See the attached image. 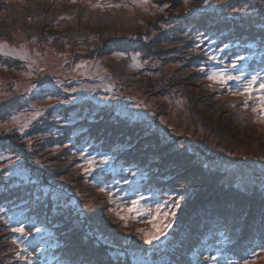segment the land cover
Segmentation results:
<instances>
[{"label":"rangeland","instance_id":"1","mask_svg":"<svg viewBox=\"0 0 264 264\" xmlns=\"http://www.w3.org/2000/svg\"><path fill=\"white\" fill-rule=\"evenodd\" d=\"M179 1L174 0L175 4L172 5L173 0H68L70 5L91 14L94 19L89 24L85 20L72 24L73 28H78L77 25L82 28L95 26L97 30L96 19L106 17L111 20L100 37H93L87 42L74 38L75 48L71 53L54 55L52 42L38 46V42L34 40L40 39L33 34L26 35L25 31L14 32L11 43L0 41V56L23 60L31 69L19 76L8 74L0 65V107L7 106L0 115V248H4L1 246L4 241L1 234L5 232H9V238L15 240L29 238L30 241L33 238L37 243L39 240L50 241L48 227L40 228L32 221L37 228H29L27 231L19 226L21 223H15L17 212H14L15 208L26 205L33 207L32 210L35 211L43 202L48 203L49 199L53 200L54 208H57L55 214H70L73 218L71 223L89 227V231L81 232L76 226V229L69 230L72 235L80 232L84 243L90 241L97 246L105 244V250L99 248L95 251V254L101 256L98 264L122 260L119 251L118 255L114 253L121 249L128 252V256H133L130 247L139 249L133 258L136 264H161L166 256L178 255L179 248L187 250L190 246L193 238L190 239L188 233L193 229L190 221L194 211L193 208L189 210L192 204L189 194L192 180L187 178H194V175L187 172L188 166H183L184 169L180 171H171L167 173L169 176H165L156 173L155 158L147 157V163L140 162L137 167L132 166L129 170L126 167L136 161L123 157L122 143L116 142L111 146L109 141L106 143L103 139L95 141L91 147L78 154L82 158L81 166H76L74 162L70 165V169H76L78 175L70 176L69 171L65 174L64 169L59 168L61 158H64L62 163L67 164L75 160L67 143L63 142L72 141V137H64L66 132L59 126L62 123L74 124L92 118V112L95 115L104 113L95 123L110 124L107 119L111 116V120L118 121L119 124L121 122L123 127L135 129L136 135L148 138L142 144L143 153L148 149L150 154L153 150L152 146H145L152 142L155 136L151 134L153 132L158 135L154 140L160 142L161 148L167 147V152L171 154H191L192 164H197L201 172H212L214 178L212 176L210 179L211 185H217L221 181L219 175H222V185L226 188H234L250 196L259 188L264 195V112L261 110L264 105L259 100L260 92L254 88L251 98L245 91L231 95L226 92H229V86L226 87L221 82L209 87L208 83H198L196 86L194 78L197 82L198 80L195 75L194 78L190 75L187 79H178L181 74H189L183 73V70H191L188 60L193 53L188 47L182 46L187 44L189 36H192V46L195 48L205 44L209 36L212 42H225L223 40L227 37L220 31V26L216 27L217 30L205 32L206 26L210 27L208 24L212 21L210 14L218 13L222 7L233 8L224 18L226 21L241 23L242 20H249L248 29L261 33L264 40V0ZM78 19L80 18L75 16L73 22L77 23ZM258 20L261 22L258 23ZM51 23L53 26L55 21ZM172 26L175 29H171ZM168 28L170 30L166 34L157 35ZM59 30L62 33L65 28L61 27ZM171 31L175 35V41L171 39ZM166 35L170 39L167 40ZM72 36L69 34V38ZM45 37L46 34L43 35ZM112 38H124L122 40L128 46L134 43L140 51L125 46L126 48L116 49V53L110 57L93 60L92 49L105 42L109 43ZM152 39L154 40L151 41ZM182 39H185L183 44ZM152 42L157 43V49L151 48ZM180 47H183L180 53H175ZM40 51L46 55H41ZM173 55L179 58L180 63L173 58L169 59ZM72 59L83 60L73 67L67 66ZM176 63L185 64V68L183 66V70L180 68L172 75ZM148 67L154 68L156 72L147 71ZM176 76L182 86L169 83ZM147 83L152 86L151 91L144 88ZM12 85L14 88L10 89ZM215 99L220 102L214 103ZM207 106L216 110L212 114L213 119H209V115L205 113ZM134 116L140 121L131 119ZM125 121L130 122L131 127L125 126ZM8 136H17L15 145L11 140L14 146H9V149L5 142L11 139ZM86 150L106 153L109 157L120 155L119 158H122L117 169L116 163L105 167L121 182L115 186L111 183L108 185L121 190L126 196L125 202L118 200L119 195L113 197L116 199L114 218L105 206L102 207L103 212L100 208L92 207V204L99 202L96 198L90 197L87 201L83 194L76 193V185L81 186L83 193L89 176L107 173L104 168L96 169V156L89 157ZM109 162L112 163V159ZM115 169L117 174H114ZM86 190L84 192H90L88 187ZM129 194L133 196L127 200L131 197ZM15 195L22 197L13 199L12 196ZM151 196L150 214L129 211L134 202L139 204V201L151 199ZM110 201L112 202L111 198ZM30 202L34 205L28 204ZM9 210L12 212L9 213ZM101 223L112 228L114 234L111 235L107 227V230L100 233V228L103 227ZM200 228L202 226L196 229ZM129 230L133 233H129ZM207 233L221 236L216 232ZM133 234L139 236L131 237ZM153 235L157 238L147 243ZM114 239L119 240L116 243ZM131 239H136L138 244L130 242ZM109 241L116 244L111 246ZM33 242L34 240L31 241ZM4 252L0 251V257L4 256L1 255ZM263 254L256 263L264 264Z\"/></svg>","mask_w":264,"mask_h":264},{"label":"trees","instance_id":"2","mask_svg":"<svg viewBox=\"0 0 264 264\" xmlns=\"http://www.w3.org/2000/svg\"><path fill=\"white\" fill-rule=\"evenodd\" d=\"M179 2L181 3V1ZM173 4H175L174 0L172 2V5ZM231 9L233 8L225 9L222 7L218 10V13L210 14L209 17L212 20L210 21V24H208L210 27L206 26L207 28H205V32H207L210 29L217 30L216 27L220 26V31L225 34L224 37H227L223 40L225 42L223 44L212 42L210 40L211 37L209 36L206 42H204L205 44H202L199 48H195L192 46L194 43L192 36L188 37L187 44H183L185 39H182V46L188 47V49L193 53L192 57L188 60L191 64V70H183L185 68V64L182 65L176 63L177 66L172 69V75L181 68L183 73L189 74L179 75V80L181 78L187 79L190 75H193L194 78L195 75L198 80L197 82L194 78L196 86H198V83H200L199 85L208 83L210 87L220 81L219 79H209L208 77L214 72H225L226 77H232L231 79H227V82L224 83L226 87L227 85L229 86V92H226L231 93V95L244 91V86L248 83V81L251 80L252 77H256L257 83L253 86V88L260 93L264 92V89L259 88V84L264 82V44L262 43L264 40L260 36L261 33L257 34L258 32L256 33L254 29H248V26L250 25V22H248L249 20H242L241 23L235 20L226 21L224 18L229 15L228 13L231 12ZM75 16L80 18L77 23L73 22ZM211 16L214 17V20ZM252 19L257 20L258 18ZM82 20H85L87 24L94 21L91 14H86L82 10L76 9L73 5L68 3V0H24V2L17 0H0V41L5 40L11 43L14 32L20 31L24 33L25 31L26 35L33 34L35 38L38 37L40 39L37 41L36 39L34 40L35 42H38V46H43L44 43L52 42V54L55 55L61 52L69 53L71 50L74 52V38H78L81 42H87L88 39L93 37H100L102 36L101 34L103 33L104 27H108V25H110L109 23H111V20L106 19L105 17L98 18V20L96 19V26L98 27L97 30H95V26H92L91 28H82L77 25L78 28H73L72 24H79ZM53 21H55V24L52 26L51 22ZM259 22H261V20H258V23ZM61 27L65 28V30H62V33L59 30ZM171 29H175V26H172ZM169 30V28L165 31L163 30L157 35H164ZM44 34H46L47 37L43 38ZM69 34H72L73 36L69 38ZM171 36V39H174L175 41L173 31H171ZM165 37L167 40L170 39L168 35ZM159 38H161V36L158 37V39ZM122 39L124 40V38H112L109 43L105 42L102 45L95 46L91 51L93 60L101 59L107 56L110 57L116 53V49L120 50L126 48L125 46L132 47V49L136 48V50L138 49L137 51H140L138 46H134V43H131L130 46H128L127 42H124ZM153 40L154 39L151 41ZM150 46L152 49H157V43L155 42H152ZM183 47H180L175 53L179 54L181 48ZM154 51L157 53L160 52L158 50ZM40 52L42 53L43 51ZM75 53L77 52L75 51ZM41 55H46V53H42ZM74 55L79 56L78 54ZM175 55L171 56L169 59L173 58L174 61L180 63V60H178L179 58ZM83 59H72V61L68 62L66 65L73 67L80 63V60ZM234 63L235 67H233ZM0 65L8 74H19V76L22 75V72L28 73L31 70H29V67L27 66L29 64L27 62L6 56H0ZM146 70L156 72L154 68L148 67ZM179 80H177L176 76L173 80H170L169 83H177L180 85L181 81ZM13 85L10 89L14 88ZM144 86V88L151 91L152 86H150L149 83ZM215 100L216 101H214V103L219 101L218 99ZM221 106V103H219V107ZM100 107L105 106L100 105ZM4 108H7V106L0 107V115L2 114V110H5ZM214 112H216V110L207 106L205 113L209 115V119H213L212 114ZM103 115L104 113L95 115V112H92L90 113V116H93L92 118L84 119L74 124H71L70 122L62 123V125L59 126V128L65 130L66 132L64 137L67 139L68 135L72 137V141L69 142L63 139L62 140L67 143L70 154L75 158L72 163L68 164L62 163L64 158H61L62 161L58 162L60 163L59 168L64 169L65 174H68L69 171L70 176L73 174L78 175L76 169H70V165L72 166V164L75 163L76 166L79 164L81 166L82 162L80 160L82 158H79L78 154H81L83 149H87L97 141H103V139L106 143L109 141L111 146L116 142L122 143V152L124 153L123 157L128 158V160L130 158L132 161H136L126 167L130 168L129 170H131L132 166L137 167L140 162L147 163V157L150 159L152 157L155 158L156 164L154 167H156V173L165 176H169L167 173H171V171H180L181 169H184L182 168L183 166H188L189 168L187 169V172H191L194 175V178H187L189 181L192 180V185L189 186L190 203H192L189 210L193 208L194 211L190 221V226H192L193 229L190 233H188V237L190 239L193 238V241L190 243L187 250L179 248L177 251L179 252L178 255L173 254L166 256V259L163 260L161 264L260 263L256 262L260 255L264 253V195L260 192L259 188H256L253 196L247 195L242 191H237L234 188H226L224 187L225 185H222V175H219L221 181L217 182V185H211L212 182H210V179L213 176V173L208 171L201 172V169L197 164H192L193 158L191 157V154H188L187 156L181 153L171 154L167 152V147L161 148L159 145L160 142H155L156 140H154V138L158 135L153 132H151V134H154L155 136L152 139V142L145 145L152 146L153 150L150 154L148 149L143 153L141 147L148 138H142L141 136L136 135L135 129L125 128L121 122L119 124L118 121L113 119L111 120L110 115L107 119V123L110 124L94 122L95 120H98V117ZM127 119H129V117H127ZM131 119L134 121H140L137 120L135 116ZM124 124L125 126L131 125V123L127 121H125ZM8 137H11V139H7L5 142L9 149V146L12 147L15 145V137L17 136ZM71 143H73V146H70ZM87 151L88 150H86V153L89 157L96 156L97 160L95 159L96 162L94 163L96 169L101 170L104 168V170L110 174L108 175L107 173H102V175L89 176L90 182H85V180L82 181L86 183L85 187H88L90 192H84L87 191L86 188H84L82 193L80 190L81 186L76 185V193L80 195L83 194L87 201H89L90 197L96 198L99 202H96L97 204H92V207L94 206L95 208H100L102 211L105 206L107 212L109 211L112 218H114L113 211L116 199L114 200L113 197L119 195L118 200L120 202H125L126 196L121 190H116L112 186L108 185V183H111V185L115 186L121 184V182L120 179H116V175L108 172V169H105V167L116 163L117 169L118 165L121 164L120 161L122 158H119L120 155H111L112 157H109L106 153H100L96 150H92V152ZM110 159H112V163L109 162ZM122 166L123 168L125 167L124 163H122ZM136 167L132 170H135ZM191 167L196 170H190ZM116 169L114 170V174H117ZM108 178H112V180H106ZM129 195L131 197H128L127 200L131 199L133 196V194ZM137 195H140L139 192H137ZM12 197L13 199H18L19 197H22V195H15V197ZM73 197L75 196L73 195ZM11 198H9V202L12 201ZM110 198L112 199V202L110 201ZM150 198L151 199L148 198L142 202L139 201V204H136V207L139 209V213L144 212L150 214L149 210L151 209L150 206L152 205L153 196ZM47 202L48 203L46 204L43 202L41 204L42 206L35 211L32 210L33 207L26 205L24 207L15 208L16 211L14 210V212H17V214H15V223L17 225L21 223L19 226L27 231L29 228H37L36 223L40 228L48 227L50 229L48 234L50 241L39 240L37 243L33 238H30V241L29 238L15 240L12 239V237L9 238V232H5V234L2 233L1 239L4 241L1 246L4 248H0V251L3 250L5 252L4 254H1L4 256L0 257V264H98V261H101V256L100 254H95V251L97 252L99 248L105 250V244L97 246L90 242L89 238L87 240L89 242L84 243L80 232H75L72 235L69 230L76 229V226L81 232L86 230L89 231V227L85 224L81 226L78 223H71V219L73 218L70 217V214H55L57 208H54L53 200L51 201V199H49ZM28 204L33 203L30 202ZM11 212L12 211L9 210V213ZM32 221L36 223L34 224ZM100 225L103 226L100 228V233L107 230L105 228L107 227L110 234H114V230L112 228L106 226L104 223H101ZM199 226H202V228L196 229ZM208 231L216 232L222 237L212 236L207 233ZM129 233H133V231L129 230ZM137 236L139 235H131V237ZM32 240H34L33 243H31ZM118 240L119 239H114L116 243ZM131 240L130 242L138 244L136 239ZM109 242L111 246L116 244L111 241ZM124 247L127 249L126 246ZM130 248L129 250H132L133 256H128V252L122 249L117 250L114 251V253L118 255L120 252L122 260L118 261L117 259L115 263L110 261L109 264H136L133 261V258L139 249L138 247ZM114 249L116 250V248ZM85 258L89 260L87 261ZM152 258H150V260L155 262ZM146 264L155 263L147 262Z\"/></svg>","mask_w":264,"mask_h":264},{"label":"snow or ice","instance_id":"3","mask_svg":"<svg viewBox=\"0 0 264 264\" xmlns=\"http://www.w3.org/2000/svg\"><path fill=\"white\" fill-rule=\"evenodd\" d=\"M233 67H235V63L233 64ZM226 73L225 72H214L211 76H209V79H219L221 83H226L227 79H231V76H227L226 78ZM257 83V78L252 77L251 80L248 81V83L244 86V91L249 94V97L251 98V93L254 90L253 86L256 85ZM260 89H264V82H261L259 84ZM259 100L261 105H264V92H261L259 95ZM245 104H247V101H245ZM255 110V109H254ZM262 112H264V107H262ZM89 163H92V161H89ZM129 211H137L139 212V209L136 207V204L134 202L133 208L130 209ZM122 219L124 217H121ZM19 231H23V229H19ZM157 237L153 235L151 238H149L146 242L151 243L153 239H156Z\"/></svg>","mask_w":264,"mask_h":264}]
</instances>
